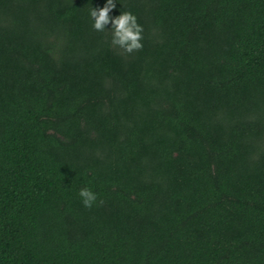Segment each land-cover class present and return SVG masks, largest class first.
Here are the masks:
<instances>
[{"label":"trees","instance_id":"16d2710c","mask_svg":"<svg viewBox=\"0 0 264 264\" xmlns=\"http://www.w3.org/2000/svg\"><path fill=\"white\" fill-rule=\"evenodd\" d=\"M104 2L0 0V264H264V0Z\"/></svg>","mask_w":264,"mask_h":264},{"label":"clouds","instance_id":"9594fccd","mask_svg":"<svg viewBox=\"0 0 264 264\" xmlns=\"http://www.w3.org/2000/svg\"><path fill=\"white\" fill-rule=\"evenodd\" d=\"M116 7L115 0H105L103 7L92 8L89 18L95 31H111V44L122 48L127 53L142 48L143 28L137 23L135 15L120 12L118 16H110ZM110 25V28L108 27ZM78 196L85 208H91L98 200L97 193L88 187L81 188Z\"/></svg>","mask_w":264,"mask_h":264}]
</instances>
